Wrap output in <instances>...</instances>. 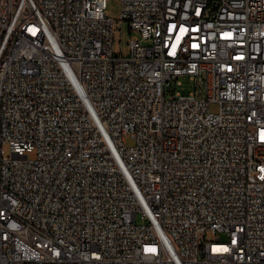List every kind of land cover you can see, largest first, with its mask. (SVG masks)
Returning a JSON list of instances; mask_svg holds the SVG:
<instances>
[{
  "label": "built area",
  "instance_id": "1",
  "mask_svg": "<svg viewBox=\"0 0 264 264\" xmlns=\"http://www.w3.org/2000/svg\"><path fill=\"white\" fill-rule=\"evenodd\" d=\"M107 2L0 0V264H264V0Z\"/></svg>",
  "mask_w": 264,
  "mask_h": 264
},
{
  "label": "rangeland",
  "instance_id": "2",
  "mask_svg": "<svg viewBox=\"0 0 264 264\" xmlns=\"http://www.w3.org/2000/svg\"><path fill=\"white\" fill-rule=\"evenodd\" d=\"M107 12L109 15L114 18L116 22V36H115V50L119 54L127 57L130 55L129 41L132 36L138 35V32L132 30L130 25L126 21L118 20L121 14V5L119 0H108L107 2ZM180 85H177V91L182 95H188L195 90V81L190 78V76L185 75L180 77ZM211 112L216 113L219 111V105L216 103L211 104ZM127 144H132V140L128 137L126 138ZM6 154H9L8 146H5ZM32 159L35 155L32 153L29 155ZM138 222H141V219H138ZM225 238V237H224ZM207 239L212 240L213 236L209 231L207 234Z\"/></svg>",
  "mask_w": 264,
  "mask_h": 264
}]
</instances>
